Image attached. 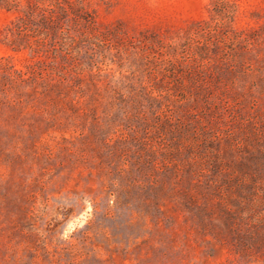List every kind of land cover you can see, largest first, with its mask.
<instances>
[{
  "label": "rangeland",
  "instance_id": "obj_1",
  "mask_svg": "<svg viewBox=\"0 0 264 264\" xmlns=\"http://www.w3.org/2000/svg\"><path fill=\"white\" fill-rule=\"evenodd\" d=\"M0 264H264V0H0Z\"/></svg>",
  "mask_w": 264,
  "mask_h": 264
}]
</instances>
